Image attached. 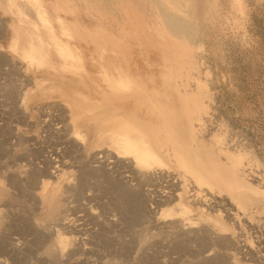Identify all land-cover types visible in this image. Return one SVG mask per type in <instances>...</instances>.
<instances>
[{"label":"rangeland","instance_id":"rangeland-1","mask_svg":"<svg viewBox=\"0 0 264 264\" xmlns=\"http://www.w3.org/2000/svg\"><path fill=\"white\" fill-rule=\"evenodd\" d=\"M21 2L33 19L0 0V264H264V0H181L174 9L161 0ZM37 35L43 48L30 60ZM117 66L130 68L134 85L156 86L160 100L150 99L165 108L161 116L151 118L144 102L107 96L103 76L116 77ZM115 109L130 111L149 134L164 120L171 145L208 166L217 182L203 188L210 209L191 200L187 182L179 189L184 215L166 212L177 197L152 214L145 195L123 196L117 178L134 175L112 165L117 151L96 142L93 118ZM103 154L105 171L95 162ZM233 157L239 180L261 192L240 195L225 184ZM162 159L165 175L182 178L172 157ZM165 175L133 177L129 188L162 192ZM173 218L192 225L183 231ZM198 229H214L217 241L196 239ZM58 234L79 243L60 256Z\"/></svg>","mask_w":264,"mask_h":264},{"label":"bare ground","instance_id":"bare-ground-1","mask_svg":"<svg viewBox=\"0 0 264 264\" xmlns=\"http://www.w3.org/2000/svg\"><path fill=\"white\" fill-rule=\"evenodd\" d=\"M2 1L4 3H6V5L9 6L10 9L18 17H21V18L22 17L23 18L28 17L30 19H33L32 12L27 7L28 5L22 3L21 0H2ZM161 1L166 4V7H169L171 9L178 8L181 4L180 3L181 0H161ZM192 1L193 0H187V2H190V3ZM166 11L167 10H165V12ZM171 13H172V11H171ZM172 15L173 14H171V16ZM163 16H164V20H166V22H170L169 24H171V23L174 24L177 21V19L175 21V19H173L171 16H169V14H165V15L163 14ZM37 17H38L40 22H42V23L46 22L45 15L38 14ZM183 23H184V21H183ZM173 26H175V25H173ZM49 29L52 31L51 27H49ZM49 29H47L48 32H49ZM174 32H176V31H174ZM50 38L55 39L54 40L55 42L53 41V44L60 54L65 55L67 57H69V56L71 57V53H70L71 51L68 49V46H66L65 44H64L65 45L64 46V45H62V43H59V40H56L54 35H51ZM34 40H35V42L30 44V49L26 52V53L29 52L27 56L30 58V60L35 58L33 56V52H39L40 53L42 48H43V41L39 35H37L36 38H34ZM28 42H30V41L28 40ZM126 70L129 72L130 68H127ZM127 71H124L120 66H117V70H116L117 76L116 77L110 76L109 78H106L105 77L106 75L103 76L105 79H107V81H109L110 87H109V91L107 93V96L110 99L132 98L137 103L144 102V103L149 105V110H153L151 112V114H152L151 118L156 119L157 114L160 115L165 110V108L160 107V106H158V107L152 106V102L150 99L151 97H154L157 100V102H159V100H160V99L158 100V98H159L158 93L159 92H158V90H156V86L155 85H149L146 88H142V86L134 85V82L130 79ZM124 72H126V74ZM103 96H105V95H103ZM170 104H173V102L170 101ZM85 109L88 110L85 112L91 111V110L89 111L90 108H85ZM117 110H119V109H115V111H114L115 114H114V112H112L108 116H106V115L105 116H101V115L99 116L97 113H95L97 115L95 117H93L94 122L96 123V133H97L96 134L97 135L96 136L97 137L96 142L99 144H104L105 142H108V144L110 146L114 147L117 151L116 153H113L110 155V158L112 159L111 163L113 166H117V163H119L120 165H123V167L129 168L128 170L132 171V173L134 175L133 177H134V179L136 178V180H139L143 176L144 177L148 176L151 179L153 177L156 178V177L163 176V174L165 175L163 169L161 168L163 165H165L162 158L163 157H167V158L172 157V160H174L175 165L183 172L182 178H179L178 176H172V175L171 176L165 175L164 179L160 178L161 179L160 182H161V185L163 186V190H162V192H158V193H155V192L152 193L149 190H146L148 193H145L146 191H143L142 186H140V188L138 189V190H140L139 192L136 190L131 191L129 187L133 185L132 184L133 177L131 178L130 175H125V176L121 175L122 177L117 178L118 179L117 181H119L118 183L120 184L121 188L124 190L123 196L131 198V196L133 197V195H131V194H136V193H141L142 195H145V197H143V198H145V201H144L145 207L147 208V202L150 203V207H148V212L152 213V214H156L160 207H162L163 205H165L167 203H170L171 201H173L175 199V197H177L179 199V202L176 204V207L177 206L178 207L176 209L170 208V209L166 210V212H168L172 215H175L176 213H178V214L180 213L181 215H184V214L188 213V209L184 205H181L182 204L180 202L181 194L179 192V189H182L183 184L185 182H187L186 187L188 188V195L191 198V200L210 209L211 198L208 197V195H209L208 191L209 190H207V188H206V190H204L203 188L206 186L210 187V188H215L217 186V182H216V178L214 176L215 174L208 169V166L206 164H204L203 167L196 166L194 163H192V161L188 157L181 154V152L176 148L175 144L171 145V143H170L171 135H169V133L165 132V130H164V126H165L164 120H162L161 124L159 123L160 128L155 127L154 129H151L150 134H149V133L145 132V130L141 129V127L136 125L137 122L134 120V115L131 114L130 111L126 115L123 114V116H119L121 111L120 110L117 111ZM154 114H156V116H154ZM160 116H158V117H160ZM81 119H83V118H81ZM78 136H80V138L77 139L78 142H80L81 144L86 142V135L84 134V132L82 130H79ZM103 148H105V147H103ZM99 157H101V158L100 159L96 158L95 162L100 164L99 166H102L103 170L105 171L109 165V161L107 162V157L104 154L99 155ZM233 158H234L233 165L231 167L226 168L225 164H223L224 167L226 168L225 169L226 174L228 176L230 175V178H228L227 180H224L225 184L230 189H232L233 191L237 192L240 195L245 193V191H249V192L254 193V194L261 192L260 190H258V188L251 186V184H248L245 181L239 180V178L237 177V174H236V170H234L236 168V166L239 165V164H237V161H239V157H233ZM113 166H112V168H113ZM95 167H96V165H95ZM95 167H93V168H95ZM98 169H100V168H98ZM107 169H109V168H107ZM115 169H113V170H115ZM110 170L112 171L111 167H110ZM124 173H126V171ZM127 173H129V172H127ZM102 176H103V174H102ZM192 179H194V181ZM132 190H133V188H132ZM134 192H136V193H134ZM136 198H137V196H136ZM138 201H139V199H138ZM192 201H191V203H193ZM138 204L139 203H137V205ZM141 205H143V204H141ZM127 206H128V204H127ZM102 208H104V207H102ZM120 209L121 208H119V211L121 212ZM228 214L234 216L236 213L231 211ZM122 216H124V215H122ZM148 216H150V215H148ZM113 220H114V218H113ZM171 220H172L171 225L173 224V226H176L179 229H182L183 231L185 229H189V227H191V225H192L191 221H184L181 218H173ZM152 221H153V219H152ZM98 222L101 223V221H98ZM140 222H141V220H140ZM64 223H66V222H62V224L59 223V226L64 225ZM66 224L68 225L69 223H66ZM66 224L63 227L65 230L70 231V232L72 229H73V231L78 230L77 227L76 228L75 227L70 228L71 227L70 224L68 225L69 227ZM118 224L116 223V225H118ZM163 225H162V227H163ZM155 226H157V225H155ZM166 226H167V224H166ZM166 226H164V227H166ZM157 228H160V227L157 226ZM200 229H198V231L192 230L193 231L192 234H194L195 237L196 236H199V237L204 236L206 238H210L212 240V242L217 241V238H216L217 231H214V229H211V231H209V230L204 231V229L203 230H200ZM51 231H52V229H51ZM79 232H80V229H79ZM178 233L181 234L182 232H178ZM183 234L186 235V233H183ZM187 236L188 235H186V237ZM190 236H192V235H190ZM190 236H189V239L191 238ZM196 239H198V238L196 237ZM210 239H209V241H211ZM77 240H79V239H77V237H73V238H71V240H68V238H66L65 236L58 234L57 250H58V253L60 254V256L63 255L65 249L68 247V244H70V242L72 245H74V244L78 245L79 242L77 243ZM230 241H232V240H230ZM202 261H204V260H202ZM215 263H216V261H215Z\"/></svg>","mask_w":264,"mask_h":264}]
</instances>
